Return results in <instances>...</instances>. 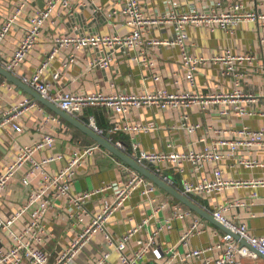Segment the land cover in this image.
Returning a JSON list of instances; mask_svg holds the SVG:
<instances>
[{
    "label": "built area",
    "instance_id": "2783aa9c",
    "mask_svg": "<svg viewBox=\"0 0 264 264\" xmlns=\"http://www.w3.org/2000/svg\"><path fill=\"white\" fill-rule=\"evenodd\" d=\"M10 1L12 5L10 11L0 19V48L6 46L8 37L15 28H18L20 36H15L16 41L10 56L7 58L0 56V65L39 95L67 113L76 112L80 121H82L80 116L86 108L102 106L109 110L112 116L120 115L125 120L113 121L109 133L123 131L133 133L134 136L136 133H153L158 127L152 121L136 124L127 122L126 116L130 112L142 107L182 111L180 120L171 127L172 131H184L189 137L196 135L204 127L207 132V135H199L195 140H191L193 145L186 150L174 149L179 145L178 138L168 140L165 143L166 150L162 151L146 150L134 139L128 144L114 141L112 138H108V141L198 204L200 203L196 200V195L201 198L227 188L264 185V180L227 179L220 172H216L212 178L201 174L206 164L224 159H234L235 165L248 169L263 166L256 154L264 152V124L253 128L245 120L259 114L251 109V103L256 102L259 97H264V93L243 92L238 85L240 78L245 75L239 70V66L243 62L253 61V56L234 53L232 48L217 54L194 53L191 50L193 42L187 31L189 27H205L209 31L220 28L233 32L244 23L264 25V14L249 11L239 2L223 7L220 1H216L213 2L215 8L203 9L194 5L186 8L181 4V0H163V11L151 15L145 12L140 0H107L104 5L99 0H81V7H91V19L98 20L99 16H102L114 27H126L128 31L53 32L50 47L35 71L30 75H21L18 72L30 52L36 48L45 32L56 28L60 11H70L74 0H43L42 6L37 0H0V4H9ZM24 16L25 20L21 22ZM151 28H157L162 32L168 30L166 32L168 36L164 38L152 36L147 40ZM145 45L176 47L179 50L185 81L190 88L196 86L197 70L213 65L219 66L222 77H231L235 80V86L229 92L207 94H199L191 89L184 90L178 81H175L173 90L155 87L143 93L93 91L83 94L53 87L59 84L61 73L76 63L78 53L89 50L93 52V56L86 61V70L95 68L106 70L115 61L117 54H128L133 51L130 59L149 67L153 66L151 77L154 82H158L161 76L154 69V63L146 57ZM62 51L66 52V57L60 69L51 74V79L45 78L52 62ZM260 69L264 72V64ZM6 84L9 89L15 87L13 83L9 81L6 83V80H3L0 82V90ZM193 106H199L201 111L211 107L216 115L236 116L239 120L237 123L215 129L209 125L202 126L190 119L188 111ZM30 110H37L42 114L37 125L39 139L30 145L19 144L15 156L7 160L5 168L0 169L1 200L10 181L19 170L29 164L28 170L21 178L22 184L28 189L25 201L11 213L0 211V232H3L8 240L6 247H0V264H70L96 234L103 235L107 249L99 253V257L90 264H108L113 253L117 254V264H141L148 257L155 264H252L244 259L256 260L262 257L261 255L264 256V236L253 234L245 222L235 221L229 217L231 208L244 206L240 199L217 204L213 208L200 204L228 230L219 233L208 228L207 219L181 202L159 199L155 194L157 186L132 168L128 170L127 175L111 183L79 194H71L77 167L86 162L99 145H89L79 152H73L63 167L56 172L48 171L47 165L63 160L64 155L58 153L35 159L34 154L37 150L53 146L55 136L50 131L49 123L57 122L64 125L59 116L28 96L2 110L0 126L8 125L16 133L23 132L22 119ZM260 115L264 116V111L260 112ZM89 121L85 124L97 134L103 135V130L95 125L92 116ZM167 163L179 173H183L184 167L189 164L201 178L182 179L178 183L167 173H162V164ZM107 191H111V199L102 200L101 208L96 214H89L84 210L91 197ZM136 191L146 196L151 214L128 228L124 234L115 236L107 229V223ZM251 197L252 203L258 199L256 192H252ZM62 198H67L69 204L76 210L81 228L76 237L51 263L49 254L43 249L46 243L44 217L54 202ZM261 214L264 216V202ZM186 219L191 221L181 234L179 246H162L161 234L170 230L176 221ZM205 233L211 237L210 243L191 246L192 238ZM0 241L3 242L2 239ZM131 241L135 242V248H129Z\"/></svg>",
    "mask_w": 264,
    "mask_h": 264
},
{
    "label": "crops",
    "instance_id": "0c3cea01",
    "mask_svg": "<svg viewBox=\"0 0 264 264\" xmlns=\"http://www.w3.org/2000/svg\"><path fill=\"white\" fill-rule=\"evenodd\" d=\"M81 0H74L73 7L70 11H60L59 23L55 29L45 32L40 39L36 48L30 52L27 60L22 65L19 74H32L37 65L41 62L45 52L50 47L53 32L67 33H126V27H114L111 22L99 16L98 20L91 19V7H81ZM141 5L147 14H155L157 11H163V0H140ZM220 1L222 6L230 3L239 2L245 9L264 14V0H181V4L186 8L197 6L203 9L215 8L213 2ZM103 5L107 0H99ZM9 4H0V19L5 17L11 8ZM25 20V16L21 22ZM168 31V30H167ZM166 31V32H167ZM188 35L193 42L191 50L194 53L203 55L222 53L227 48H232L234 53L247 54L254 57L250 63L243 62L239 70L244 72V77L238 81V85L243 92L252 94L264 93V72L260 66L264 64V25L255 23H244L233 32L216 28L213 31L205 27H189ZM151 28L146 37L149 40L152 36L158 38L167 37V33ZM167 35V36H166ZM15 36H20L18 28H15L8 37L6 46L0 48V56L7 58L14 47ZM144 53L151 62L154 63V69L160 74L161 80L154 82L152 79V67L134 62L130 58L133 51L128 54H117L115 61L106 70L92 69L86 70V61L93 56L92 51H83L78 53L77 61L70 66L65 72L61 73L59 84L54 88H65L74 93H90L93 91L103 92H130L143 93L144 91L153 90L155 87H165L173 90L175 81L180 83L182 89H191L199 94L211 92H229L235 86V80L231 77H222L219 72V66L200 67L196 72V86L190 88L184 78V69L182 67L179 50L176 47L169 46H144ZM66 57V52H60L52 65L47 70L45 78L51 79V74L61 67V63ZM20 75V76H21ZM6 80L0 76V82ZM6 83L8 81L6 80ZM29 95L22 90L9 89L6 84L0 90V115L3 109L12 104H16ZM47 108V107H46ZM251 109L258 112V115L246 119L245 122L253 128L264 124V116L260 112L264 111V97H259L256 102L251 103ZM51 111V110H50ZM53 112V111H52ZM180 110H157L154 108L142 107L137 111L130 112L126 116L127 122L131 124L154 122L158 129L151 133H126L118 131L109 133V128L113 121H125L122 116H112L111 112L102 106L88 107L81 114L82 122L89 123L92 116L95 125L103 130V135L114 141H122L125 144L130 143L133 139L138 142L140 147L146 150L162 151L166 150L165 143L173 138H178L179 145L174 148L183 151L191 147V140L197 136L207 135L204 129H201L196 135L187 136L184 131H172L171 127L180 120ZM187 112V111H186ZM191 121L200 123L202 126L209 125L212 128L231 125L237 123L239 118L236 116L222 117L216 115L211 107L201 111L199 106H193L189 111ZM53 114H55L53 112ZM58 116V115H57ZM42 118L41 112L30 110L22 119L24 131L16 133L10 126H0V169L5 168L8 159H11L18 151L19 144L30 145L39 139L37 125ZM61 118V117H60ZM62 119V118H61ZM64 125L57 122L49 123L50 131L55 136V142L51 148L37 150L34 154L35 159H42L49 155L62 153L64 159L47 165V170L56 172L63 167L65 161L69 159L73 152H79L86 146L96 144L89 136L62 119ZM211 137V135H209ZM257 158L263 163V166L252 169L243 168L235 165L234 159H224L217 163L206 164L203 172L204 176L212 178L216 172H220L227 179L243 180H264V152L256 154ZM29 164H26L22 170H19L13 180L10 181L8 188L5 190L3 198L0 200V211L11 213L19 207L26 199L28 189L25 187L21 178L28 170ZM131 168L120 160H117L105 148L96 149L86 162L77 167L75 177L72 181L71 194H79L86 190L100 187L103 184L111 183L128 174ZM162 173H167L178 183L182 179L200 180L201 176L195 174L191 165L186 164L183 173L173 169L170 163L162 164ZM199 176V177H198ZM256 192L258 199L252 203L251 193ZM155 194L161 200L174 201L175 199L161 188H156ZM111 199V191L98 194L85 204L84 210L89 214H96L102 205V200ZM234 199H240L244 206L231 208L229 217L235 221L245 222L251 232L255 235L264 236V216L261 209L264 202V185L245 188H227L212 194H207L196 199L200 204L207 208H213L217 204L228 203ZM151 214V208L146 196L136 191L126 203L119 208L109 219L107 229L115 236H120L126 230L143 220ZM160 216V214H159ZM27 219V217H25ZM88 220L86 217L85 221ZM190 219L176 221L170 230L165 231L160 236L162 246H179L180 237L184 229L190 224ZM208 221V220H207ZM153 222V221H152ZM208 228L217 230L221 233L223 230L215 224L208 221ZM46 232L45 245L43 249L49 254L52 263L56 257L68 246L79 233L81 224L76 217V210L69 204L67 198L58 199L54 205L49 208L44 217ZM209 229V230H210ZM0 247H6L8 240L3 232H0ZM211 237L208 234H201L191 239V246L206 245L210 243ZM129 248H135V242L131 241ZM107 249V245L102 234H96L90 242L80 251L70 264H90L99 257V253ZM258 258L253 260L259 264ZM117 254L113 253L108 264H117ZM141 264H155L148 257Z\"/></svg>",
    "mask_w": 264,
    "mask_h": 264
},
{
    "label": "water",
    "instance_id": "95a60500",
    "mask_svg": "<svg viewBox=\"0 0 264 264\" xmlns=\"http://www.w3.org/2000/svg\"><path fill=\"white\" fill-rule=\"evenodd\" d=\"M40 6L43 5V0H37ZM0 75L4 77L7 81L13 83L16 87V89H20L27 93L30 97L37 100L41 104H43L45 107H47L49 110L53 111L56 115L70 123L71 125L75 126L77 129L85 133L87 136H89L96 144L100 145L101 147L105 148L110 152L111 155H113L117 160H120L125 165L129 166L130 168L136 170L140 174L147 177L150 181H152L158 188H161L166 193H168L170 196H172L175 200L181 202L182 204L186 205L190 209H192L194 212L202 216L203 218L207 219L211 223L215 224L219 228H221L223 231H228L224 226H222L210 213L206 212L200 204L195 202L193 199L186 197L185 195L181 194L179 191H177L173 186L166 183L163 179H161L158 175L153 173L151 170H149L147 167L138 164L136 161H134L132 158H130L127 154L120 151L117 147H115L112 143L108 141V135H99L96 132H94L92 129H90L84 122L80 121L77 118V113L74 112L72 114L67 113L64 110H61L59 107H57L55 104L49 102L44 97L39 95L35 90L30 88L28 85L24 84L18 77L11 74L10 72L6 71L1 65H0ZM197 199H201L200 196L196 195ZM236 238L238 236L235 235ZM263 258L264 256L261 255Z\"/></svg>",
    "mask_w": 264,
    "mask_h": 264
},
{
    "label": "rangeland",
    "instance_id": "374dc122",
    "mask_svg": "<svg viewBox=\"0 0 264 264\" xmlns=\"http://www.w3.org/2000/svg\"><path fill=\"white\" fill-rule=\"evenodd\" d=\"M123 164H124V163H123ZM259 258H262V257H259ZM262 259H264V258H262ZM244 261H246V262H250V263L254 264V261H253V259H251V258H245ZM258 263H259V264H264V260H259Z\"/></svg>",
    "mask_w": 264,
    "mask_h": 264
}]
</instances>
